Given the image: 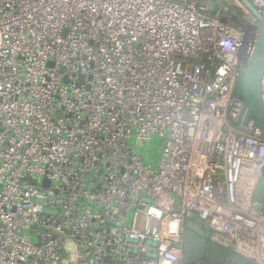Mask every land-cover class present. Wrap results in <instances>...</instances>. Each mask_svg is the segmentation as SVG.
Segmentation results:
<instances>
[{
    "label": "built area",
    "instance_id": "1",
    "mask_svg": "<svg viewBox=\"0 0 264 264\" xmlns=\"http://www.w3.org/2000/svg\"><path fill=\"white\" fill-rule=\"evenodd\" d=\"M257 22L242 0H0V264H183L188 218L264 264V131L236 91Z\"/></svg>",
    "mask_w": 264,
    "mask_h": 264
},
{
    "label": "water",
    "instance_id": "2",
    "mask_svg": "<svg viewBox=\"0 0 264 264\" xmlns=\"http://www.w3.org/2000/svg\"><path fill=\"white\" fill-rule=\"evenodd\" d=\"M242 1L257 16L258 22L255 28L254 41L236 91L242 98L241 116L244 120L250 115L253 116L264 131V97L262 92L264 80V16L257 14L246 0ZM66 81L65 77L64 82ZM198 260H204L207 264H250L247 259L233 251L208 241L205 230L200 223L195 219L188 218L184 223L182 263L193 264Z\"/></svg>",
    "mask_w": 264,
    "mask_h": 264
},
{
    "label": "rangeland",
    "instance_id": "3",
    "mask_svg": "<svg viewBox=\"0 0 264 264\" xmlns=\"http://www.w3.org/2000/svg\"><path fill=\"white\" fill-rule=\"evenodd\" d=\"M160 143H161V138L159 137V135L152 134L148 143L139 149V152H141L144 158L146 159L145 160L146 163L152 160H157L159 158ZM263 191H264V166L261 171L259 192L261 193Z\"/></svg>",
    "mask_w": 264,
    "mask_h": 264
},
{
    "label": "flooded vegetation",
    "instance_id": "4",
    "mask_svg": "<svg viewBox=\"0 0 264 264\" xmlns=\"http://www.w3.org/2000/svg\"><path fill=\"white\" fill-rule=\"evenodd\" d=\"M182 252H183V244H182ZM182 257H183V254H182ZM181 260H182V258H181ZM193 264H202V263H200V261L198 260V261L194 262Z\"/></svg>",
    "mask_w": 264,
    "mask_h": 264
},
{
    "label": "trees",
    "instance_id": "5",
    "mask_svg": "<svg viewBox=\"0 0 264 264\" xmlns=\"http://www.w3.org/2000/svg\"><path fill=\"white\" fill-rule=\"evenodd\" d=\"M262 196H263V195H262ZM262 196H258V197L261 198V199H264V197H262ZM258 197H257V195H255V198H258ZM259 198H258V199H259Z\"/></svg>",
    "mask_w": 264,
    "mask_h": 264
}]
</instances>
